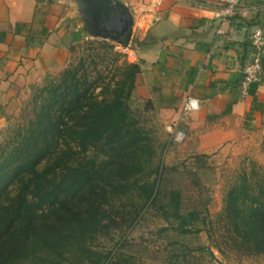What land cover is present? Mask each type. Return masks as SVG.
<instances>
[{
    "label": "trees",
    "instance_id": "trees-1",
    "mask_svg": "<svg viewBox=\"0 0 264 264\" xmlns=\"http://www.w3.org/2000/svg\"><path fill=\"white\" fill-rule=\"evenodd\" d=\"M85 43L87 54L30 87L21 115L1 134L0 264H104L107 255L89 242L107 225V199L135 188L152 201L158 189L161 166L150 181L135 179L136 158L148 146L129 105L139 66L106 40ZM251 168L223 195L221 238L264 255V178ZM159 207L180 233L199 231L189 226L199 211H180L178 190Z\"/></svg>",
    "mask_w": 264,
    "mask_h": 264
},
{
    "label": "crops",
    "instance_id": "crops-1",
    "mask_svg": "<svg viewBox=\"0 0 264 264\" xmlns=\"http://www.w3.org/2000/svg\"><path fill=\"white\" fill-rule=\"evenodd\" d=\"M119 1L132 14L128 60L139 66L130 108L156 119L171 137L181 130L187 153L214 164L254 151L264 141V44L258 81L243 93L240 80L253 57L251 32L259 27L264 35V0H241L223 23L215 0ZM69 4L72 11L63 13ZM79 13L93 35L100 12L87 0H0L4 102L60 69L67 56L66 17ZM187 96L200 101L198 109L182 110Z\"/></svg>",
    "mask_w": 264,
    "mask_h": 264
},
{
    "label": "rangeland",
    "instance_id": "rangeland-1",
    "mask_svg": "<svg viewBox=\"0 0 264 264\" xmlns=\"http://www.w3.org/2000/svg\"><path fill=\"white\" fill-rule=\"evenodd\" d=\"M65 7L63 13L72 11L70 4ZM66 18L68 23L64 48L67 56L60 69L56 68L49 74L57 75L81 54H87L89 45L85 42L89 38L106 40L114 44L113 50L119 51L115 41L100 35H89L90 29L86 27L81 13ZM104 52L100 50L101 55ZM109 57L107 54L104 64L109 61ZM121 59L123 56H118V60ZM45 74L41 76L39 84ZM33 85L36 84L28 85L10 101L4 102L0 98V137L4 129L21 115ZM131 110L138 119L149 148L146 147L136 158L141 168L135 173L136 182L150 181L156 177L158 172L155 169L159 166L161 176L152 201L145 202L138 190L130 188L123 194L107 199L103 205L108 215L104 219L107 225L94 235L89 245L93 250L107 255L104 264H264V255L239 252L221 238L224 232L221 215L223 195L242 170L248 172L254 167L257 174L264 178V141L254 151L229 154L221 163L214 164L207 156L188 154L182 146L183 140L173 141L156 119ZM89 152L94 153V150ZM97 158L100 160L103 156ZM171 190L179 191L180 211L193 208L199 211L198 218L189 225L198 228L197 233H180L176 229L178 220L163 215L159 205L166 202ZM163 227L166 229L161 230ZM213 243L219 245L221 250L218 251ZM198 245L207 246L208 249H195Z\"/></svg>",
    "mask_w": 264,
    "mask_h": 264
},
{
    "label": "built area",
    "instance_id": "built-area-1",
    "mask_svg": "<svg viewBox=\"0 0 264 264\" xmlns=\"http://www.w3.org/2000/svg\"><path fill=\"white\" fill-rule=\"evenodd\" d=\"M241 0H215L216 8H215V16L220 23L227 22L230 16H232L238 9V5ZM220 32V30H217ZM250 42L253 46V57L251 61L245 65L242 72V77L240 80V87L243 93H245L247 87L259 79V75L261 73V62L260 55L262 52L263 44H264V35L262 30L257 27L254 28L250 34ZM119 51L126 55V58L132 56V51L129 48L128 44L119 45L117 44ZM191 101H195V107H192ZM200 101L192 96H187L182 104L183 111H192L199 108ZM177 134H182V138L180 140L176 139ZM184 139V133L181 130L174 131L172 135V140L175 142H181Z\"/></svg>",
    "mask_w": 264,
    "mask_h": 264
},
{
    "label": "water",
    "instance_id": "water-1",
    "mask_svg": "<svg viewBox=\"0 0 264 264\" xmlns=\"http://www.w3.org/2000/svg\"><path fill=\"white\" fill-rule=\"evenodd\" d=\"M87 4L100 12L94 34L126 45L132 27L128 7L119 0H87Z\"/></svg>",
    "mask_w": 264,
    "mask_h": 264
},
{
    "label": "clouds",
    "instance_id": "clouds-1",
    "mask_svg": "<svg viewBox=\"0 0 264 264\" xmlns=\"http://www.w3.org/2000/svg\"><path fill=\"white\" fill-rule=\"evenodd\" d=\"M191 105H192V107H195L196 102L195 101H191ZM181 138H182V134H177L176 139L180 140Z\"/></svg>",
    "mask_w": 264,
    "mask_h": 264
}]
</instances>
